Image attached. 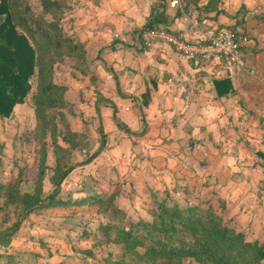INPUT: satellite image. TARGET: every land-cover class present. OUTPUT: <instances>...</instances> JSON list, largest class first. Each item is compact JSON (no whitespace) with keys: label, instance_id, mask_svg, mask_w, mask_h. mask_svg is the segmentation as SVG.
Returning a JSON list of instances; mask_svg holds the SVG:
<instances>
[{"label":"crops","instance_id":"obj_1","mask_svg":"<svg viewBox=\"0 0 264 264\" xmlns=\"http://www.w3.org/2000/svg\"><path fill=\"white\" fill-rule=\"evenodd\" d=\"M59 1L65 6L61 31L84 52L60 63L55 79L66 66L68 82L56 80L79 118L93 120L99 134L84 153L91 159L74 163L58 186L73 195L115 192V201L135 218H149L157 199L181 205L207 199L248 239L263 242L264 0H210L209 8V0ZM144 27L189 40L231 27L247 37L244 67L231 75L224 65L187 56L165 41L145 47ZM224 78L231 87L221 92L225 86L219 90L215 81ZM78 208L88 213L83 223L99 219L88 204L30 211L47 229L36 236L20 225L9 242L0 241L4 249L15 246L9 258L0 255L1 264H102L100 249L90 244L74 263L61 255L58 234L74 240L83 224L68 229V217L50 210Z\"/></svg>","mask_w":264,"mask_h":264},{"label":"trees","instance_id":"obj_2","mask_svg":"<svg viewBox=\"0 0 264 264\" xmlns=\"http://www.w3.org/2000/svg\"><path fill=\"white\" fill-rule=\"evenodd\" d=\"M209 1L208 8L213 6ZM39 5L40 11L36 12L30 0H0V116L10 115L13 106L24 101L31 88L30 78L35 75L32 101L36 137L41 146L40 168L33 191L20 192L18 182L23 171H19L16 181L8 184L10 193L6 203H16L17 213L57 204H88L96 208L100 221L95 230L100 236L90 245L101 249L100 244L105 240L121 246L118 257L106 252V264H190L192 261L197 264H263L264 241L248 239L207 199L186 205L157 199L148 209L149 218L133 219L114 202L115 192L101 190L73 195L58 186L73 169L71 163L62 168L56 166L55 187L49 200L42 201L41 181L48 138L54 152L63 148L58 122L66 99V86L55 79L57 66L67 57L82 55L84 48L73 37L62 33L59 21L65 6L59 0H39ZM215 82L219 90L225 86L221 92L231 87L227 78ZM92 155L82 162L90 160ZM84 232L85 229L82 234ZM4 233L0 231V241L7 243L14 231Z\"/></svg>","mask_w":264,"mask_h":264},{"label":"rangeland","instance_id":"obj_3","mask_svg":"<svg viewBox=\"0 0 264 264\" xmlns=\"http://www.w3.org/2000/svg\"><path fill=\"white\" fill-rule=\"evenodd\" d=\"M33 5V9L36 12L40 11L39 0H30ZM66 66L60 65L58 67L59 71L57 74V80L59 82H68L66 76ZM31 81V88L27 93L23 105L19 106L11 112L10 115L1 117L0 116V231H4L6 233H10L16 231L20 225L31 227L32 234L40 235V233H44L47 228H43L44 223L40 221L39 217L35 214L32 216H28L27 211L24 213L18 214L16 212V203L8 204L6 203L7 197L10 193L8 188V184L11 182H15L18 176L19 171H23L21 175V181L18 182V188L20 192L25 191H33L36 181V172L38 168H40L41 162V146L40 142L36 137V120L35 114L33 111V101L32 97L35 92L36 86V77L32 75L30 78ZM71 97V96H70ZM71 98H66L65 103L62 105L59 113V122L58 128L60 131V142L63 145L58 151L53 150V146L51 144L50 139L48 138V153L46 158V166L44 167L45 172L44 176L41 181L42 186V201H48L49 195L52 192L55 184L53 182V178L55 177V168L58 165L60 168L70 165L71 163L74 164L77 161L83 160L86 155L84 153L93 149L95 146V142L92 143L94 133H98V126L95 127L93 125V120L79 118V114L77 109H75L74 103L70 102ZM74 105V106H73ZM81 114V112H80ZM74 119V120H73ZM73 122V127L76 129L73 133L69 130V126L65 125ZM81 122V124H78ZM72 127V126H70ZM72 127V128H73ZM71 136V137H69ZM62 137V139H61ZM87 154V155H88ZM61 194V193H60ZM62 195H65L63 192ZM116 198V195H115ZM117 199V198H116ZM114 202L122 209H124L118 202ZM37 204V203H35ZM34 204V205H35ZM33 205V207H35ZM44 209V208H43ZM43 209L38 208L35 209L33 212L41 213ZM125 210V209H124ZM22 211V210H20ZM51 212H61L60 214L66 215L68 217V221L65 226L69 225L68 229H73L71 225H76L80 222V225L83 224V228H80L78 233L75 236V239L72 240L69 236H63L62 234H58L57 241L61 240L59 247L61 250H64L61 253L62 256L66 257L71 263H74L77 260L82 259L84 257L85 246L91 244L90 240L96 241L97 237L100 234L95 230L97 223L100 221L99 219L93 220V224H87V222L83 223L84 221L83 216L85 219L87 218V211L83 210L82 208H78L76 211L69 210H59L53 209L50 210ZM128 215V211H126ZM47 214V212H45ZM86 214V215H85ZM131 216V215H130ZM132 217V216H131ZM140 217V216H139ZM133 219H137L132 217ZM143 218V217H141ZM91 220V219H90ZM37 221V222H36ZM25 222V223H24ZM24 223V224H22ZM31 224V226H30ZM92 225L93 227H90ZM39 226V227H38ZM67 229V230H68ZM85 229L86 234L90 237L84 240L79 239L81 237L82 230ZM95 230V232L93 231ZM59 231V227H58ZM61 232V231H59ZM26 233H31V230H27ZM63 233V230H62ZM69 233V232H68ZM36 235V236H37ZM55 234L52 237H56ZM79 235V236H77ZM84 235V234H82ZM113 236V235H112ZM114 237V236H113ZM101 239V238H100ZM99 240V239H98ZM9 242V241H8ZM97 244V243H96ZM75 246L83 247L81 250H78ZM99 245V244H97ZM100 251L99 256L102 264H106L105 258L107 256L106 252L111 253L112 257H118L121 252L120 244L114 243L113 241H105L103 240L100 244ZM0 249L3 251L9 250V253L0 252V255H6V258H9V255H12V251L15 250V246H11L8 249H4L0 246ZM76 249V251H74ZM87 249V248H86ZM90 250L86 251L88 254ZM83 254V255H82ZM95 257V255L93 256ZM43 262L42 260H40ZM1 264V258H0ZM190 264H197L196 262L192 261Z\"/></svg>","mask_w":264,"mask_h":264},{"label":"built area","instance_id":"obj_4","mask_svg":"<svg viewBox=\"0 0 264 264\" xmlns=\"http://www.w3.org/2000/svg\"><path fill=\"white\" fill-rule=\"evenodd\" d=\"M140 38L142 44L148 48L161 40L187 56L214 60L224 65L231 75L244 67L243 45L247 37L231 28L221 27L210 31L204 39L189 40L182 33L158 27H144L140 31Z\"/></svg>","mask_w":264,"mask_h":264}]
</instances>
